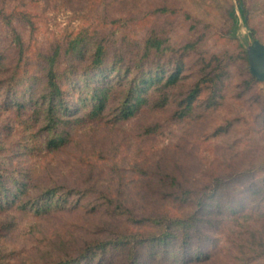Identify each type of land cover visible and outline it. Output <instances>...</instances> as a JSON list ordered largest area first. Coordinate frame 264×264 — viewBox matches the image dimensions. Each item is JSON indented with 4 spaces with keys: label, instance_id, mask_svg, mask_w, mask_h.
Listing matches in <instances>:
<instances>
[{
    "label": "trees",
    "instance_id": "obj_1",
    "mask_svg": "<svg viewBox=\"0 0 264 264\" xmlns=\"http://www.w3.org/2000/svg\"><path fill=\"white\" fill-rule=\"evenodd\" d=\"M236 3L230 12L232 23L238 22L237 10L251 37L261 42L247 0ZM152 12L184 14V21L190 24L185 41L174 46L158 31V16H153L156 19L150 21L147 31L136 38L127 33V22L111 19L68 38L36 44L31 13L0 8V46L5 45L0 48V68L6 74L0 79V106L14 122L5 130L22 135L13 146L15 156L65 150L81 120L110 118L120 123L146 108L165 109L171 93L186 80H190L187 90L176 99L180 119L192 115L199 102L205 110L222 107L232 88L231 76L239 80L234 86L235 99L259 108V117H263L259 81L250 72L248 54L241 44L235 53L200 52L206 34L190 14L169 7ZM7 152H0V213L31 212L41 218L60 208L81 206L89 197L73 186L39 187L32 168L4 161ZM263 169L248 168L198 188L177 183V177L167 180L164 183L170 192L165 200L187 208L182 216L141 212L104 195L101 205L120 224L114 236L90 241L75 256L46 264H115V255L123 258V264H207L217 255L205 249L210 240L216 241L211 233L225 229L232 219L258 212V205H251L248 195L234 190L248 180L256 185ZM216 246V250L220 248L218 242ZM241 264H254V258Z\"/></svg>",
    "mask_w": 264,
    "mask_h": 264
},
{
    "label": "rangeland",
    "instance_id": "obj_2",
    "mask_svg": "<svg viewBox=\"0 0 264 264\" xmlns=\"http://www.w3.org/2000/svg\"><path fill=\"white\" fill-rule=\"evenodd\" d=\"M247 5L257 37L264 44V0H247ZM232 6H237L236 0H0V8L31 13L36 44L68 38L83 29L106 25L111 19L127 22V33L136 38L147 31L150 21L156 19L153 16H158V31L178 46L190 27L184 14L152 12L169 7L190 14L204 29L206 38L200 52L235 53L238 43L246 51L254 39L237 10L238 22L232 23ZM5 76L0 68V79ZM238 81L231 76L232 88L218 109L205 110L199 102L192 115L178 118L176 99L187 90L190 80H186L171 93L165 109L146 108L120 123L110 118L81 120L65 150L49 155L36 151L32 157L12 153L22 135L5 130L14 122L0 106V152L8 151L4 161L32 168L39 187L73 186L89 196L81 206L60 208L41 218L31 212L0 213V264L57 262L75 256L90 241L112 238L120 224L101 205L104 195L141 212L182 216L187 208L165 200L170 192L164 183L167 180L177 177V183L198 188L225 175L263 167L264 115L260 118L259 108L235 99ZM257 92L259 101L264 102V83L257 84ZM260 171L256 185L248 180L234 190L248 195L251 205H258V212L232 219L225 226L228 229L211 233L216 241L210 240L205 249L217 255L207 264H241L251 257L254 264L264 261V169ZM217 242L220 248L216 250ZM114 262L124 261L115 255Z\"/></svg>",
    "mask_w": 264,
    "mask_h": 264
},
{
    "label": "water",
    "instance_id": "obj_3",
    "mask_svg": "<svg viewBox=\"0 0 264 264\" xmlns=\"http://www.w3.org/2000/svg\"><path fill=\"white\" fill-rule=\"evenodd\" d=\"M250 72L259 81L264 83V44L259 40H253L246 47Z\"/></svg>",
    "mask_w": 264,
    "mask_h": 264
}]
</instances>
